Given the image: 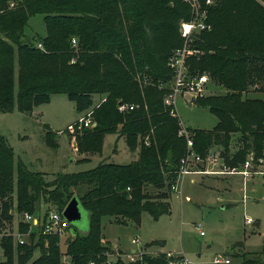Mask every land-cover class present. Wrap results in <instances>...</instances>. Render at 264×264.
<instances>
[{"label":"trees","instance_id":"16d2710c","mask_svg":"<svg viewBox=\"0 0 264 264\" xmlns=\"http://www.w3.org/2000/svg\"><path fill=\"white\" fill-rule=\"evenodd\" d=\"M202 7L206 27L191 37L196 54L185 66L191 75L209 76L211 93L195 103L217 122L211 129L187 126L193 150L202 158L218 151L228 167L239 166L248 154L264 159V100L249 95L264 92V0L210 5L202 0ZM190 12L183 0H0V112H31L52 95L65 94L78 114L90 111L96 122L76 131L79 153H100L110 133L124 136L130 151L139 148L138 158L127 164L102 160L47 180L22 160L14 163L12 147L0 134V220H11L12 211L34 214L40 201L62 212L76 196L89 221L87 232L76 231L63 250L57 235L30 232L17 246L11 235H2L0 264H62L63 255L68 264H103L109 247L101 242L102 217L125 223L138 221L142 212L154 219L169 213L170 188L187 147L163 96L173 76L169 58L184 45L180 23ZM36 14L43 15L46 33L31 41L24 28ZM119 102L134 108L120 111ZM80 185L87 186L83 195L74 193ZM25 227L19 223V233L27 232ZM170 260L159 252L129 262L117 258L114 264ZM242 264H264V259Z\"/></svg>","mask_w":264,"mask_h":264},{"label":"rangeland","instance_id":"374dc122","mask_svg":"<svg viewBox=\"0 0 264 264\" xmlns=\"http://www.w3.org/2000/svg\"><path fill=\"white\" fill-rule=\"evenodd\" d=\"M45 33L43 15L30 16L24 28V38L34 41L37 36H44ZM16 76L17 66L15 78ZM216 92L220 91L214 90V93ZM249 95L264 100V92L250 91ZM177 98L176 109L183 125L211 129L216 124V117L207 108L196 103L188 107L185 103L187 98L179 95ZM94 100L96 103L98 98ZM81 114L83 112L78 114L75 103L65 94H54L47 103L35 107L32 114H24L17 109L0 112V134L12 147L14 163L22 160L29 170L44 173L47 180H52L61 172H78L93 168L102 160L127 164L137 159L139 148L130 151L125 137H118L115 133L105 136L101 153H85L89 158L79 153L76 147L77 134L68 131L67 127ZM79 133H82V130ZM233 147L232 152L236 145ZM193 168L200 169L197 166ZM237 168L243 169L241 164ZM201 169H208L210 172L185 175L179 186L180 192L171 190L168 198L169 214L154 219L149 213L142 212L138 221L127 219L125 224L112 222L113 218L110 216L102 217L103 238H108L112 243L107 244L109 242L105 241L110 252L107 258L113 262L117 258L129 262L130 249L140 246L132 253L134 260L142 254L156 255L163 248L170 250L166 253L173 255L181 252L190 264H214V256H225L230 259V264H238V259L240 264L249 258L263 261L264 175L254 174L252 178L243 181L241 175L220 172L232 169H224L220 159L214 164L206 163ZM148 189L154 190L152 187ZM74 190V193L83 195L87 186L80 185ZM242 190H245L246 198L243 197ZM186 195L190 199H185ZM50 204L47 201L37 203L34 215L43 218ZM80 209L81 219L70 223V236L62 238L59 242L62 250L65 249V241L73 235V228L80 233L87 232L89 228L88 213L83 207ZM24 213L15 212L11 220H0V237L11 235L13 246H17L18 223H25L27 232L35 230L29 222L24 221ZM245 217L253 219L251 226L244 224ZM200 231H203V234H200ZM27 232L22 236L25 241L28 240ZM135 236L139 237V243H130ZM152 240H162L163 247L145 244ZM117 252L120 253L119 256ZM121 253L126 256L122 258ZM36 255L38 251H35ZM3 259L0 248V260ZM65 259L69 262V257Z\"/></svg>","mask_w":264,"mask_h":264},{"label":"built area","instance_id":"2783aa9c","mask_svg":"<svg viewBox=\"0 0 264 264\" xmlns=\"http://www.w3.org/2000/svg\"><path fill=\"white\" fill-rule=\"evenodd\" d=\"M190 7V17L187 20H183L180 23L179 33L180 36L184 39V45L180 48H177L173 54L169 58V66L173 70V76L169 82L168 90L163 96V105L168 108L169 113L173 117H177L179 120V134L186 137V147L187 152L185 156L180 160V166L178 170L177 177L171 185V190L179 191V186L183 181L185 175L188 174H197V173H208L210 172L208 169H195L193 167H198L199 164L202 166L207 164H214L219 159H222L219 156V152L215 150H211L208 152L205 158H202L200 155L196 154L193 150V139L187 129L186 125L180 121V118L177 113L176 104H177V96L187 98L185 100L186 105H194L196 100L200 97H204L211 93L209 88V76L207 74H195L191 75L188 73V70L185 66V60L188 56L196 54V48H192V44L189 43L191 37L200 33L205 27V17L206 10L202 7V0H183ZM205 5H210L213 3V0H203ZM72 44L75 45V39H72ZM134 108L133 104L126 103H118V109L120 111L132 110ZM96 125L91 112H86L78 116V118L71 124L68 125L67 130L75 133L76 131H80L84 128H92ZM147 143V140L145 141ZM224 169L228 166L223 163ZM243 169L237 170V167H229L232 168L231 171H220L226 172L229 174H237L241 175L243 181L252 178L254 174L264 175V159L258 158L255 160L252 154L249 155V158L241 164ZM203 168V167H202ZM184 175V176H183ZM183 176V177H182ZM243 191V197L245 196V190ZM180 192V191H179ZM264 200V196L262 197ZM24 221L29 222L35 230L28 231L36 232L38 235H57L60 238L66 239L70 236V222L62 215V212L58 211L54 206L49 205V209L47 210L44 217L35 216L34 214L24 213ZM253 223V219L250 217L244 218V224L247 226H251ZM38 227V228H36ZM17 242L19 244H23L25 242L24 236L25 234L17 233ZM200 234H203V231H200ZM59 241V242H60ZM139 237L135 236L130 240V243L137 244L139 243ZM140 246L135 248L134 252L139 249ZM133 252V253H134ZM110 252H106V256L108 257ZM118 256L120 253H116ZM130 260L134 261L132 257V253H130ZM66 255H63L62 264H68L66 261ZM167 257H170V264H190V262L186 259V257L180 253L178 255H173L172 253H167ZM214 263L220 262H229V259H222L218 257H214ZM112 260L106 258L103 264H114ZM90 264H94L91 262Z\"/></svg>","mask_w":264,"mask_h":264},{"label":"water","instance_id":"95a60500","mask_svg":"<svg viewBox=\"0 0 264 264\" xmlns=\"http://www.w3.org/2000/svg\"><path fill=\"white\" fill-rule=\"evenodd\" d=\"M189 106V105H188ZM81 204L79 203V200L77 199L76 196H73L69 202L66 204L64 209L62 210V215L70 222H76L79 221L82 217L81 214V209H80ZM77 231L76 228L72 229V234L74 235L75 232ZM85 233V232H84Z\"/></svg>","mask_w":264,"mask_h":264},{"label":"crops","instance_id":"0c3cea01","mask_svg":"<svg viewBox=\"0 0 264 264\" xmlns=\"http://www.w3.org/2000/svg\"><path fill=\"white\" fill-rule=\"evenodd\" d=\"M188 106V105H187ZM192 106V105H191ZM190 105L188 106V107H191ZM33 111H34V109L31 111V112H22V113H24V114H27V113H30V114H32L33 113ZM60 131V130H59ZM119 139V138H118ZM118 139H116V142H117V140ZM104 144V143H103ZM136 152H137V150H136ZM101 153V152H100ZM84 154V156H86L85 155V153H83ZM137 154H138V152H137ZM87 158H89L88 156H86ZM138 158V157H137ZM74 160V158L72 159V161ZM136 160V159H135ZM134 161V160H133ZM121 164V163H120ZM188 175H191V174H188ZM194 175H197V174H194ZM194 181V180H193ZM185 199H190V197L188 196V195H186V197H185ZM169 213H170V211H169ZM169 213H167V214H169ZM12 214L14 215L15 214V212L14 211H12ZM110 217H112L113 219H112V222H115V223H119V224H125V223H121V221L119 220V218H116V217H114V216H110ZM102 220V219H101ZM18 225H19V223H18ZM17 225V226H18ZM19 233V232H18ZM108 241L109 243H107V244H110L111 243V240H109L108 238H103V235H102V232H101V242L103 243V242H105V241ZM152 241H162V240H152ZM151 241V242H152ZM149 243V242H148ZM148 243H145V244H148ZM104 244H106V242L104 243ZM112 244V243H111ZM164 245V244H163ZM163 245H160V246H162L163 247ZM134 250H135V248H131L130 249V253H133L134 252ZM161 250L162 251H160V252H166V251H170V250H168V249H163V248H161ZM256 252H261V251H256ZM178 253V252H177ZM179 253H181V252H179ZM264 253V252H263ZM122 255V258L123 257H125L126 255L124 254V253H121ZM214 257H218V258H222V259H229V258H227V257H225V256H214ZM238 264H240V261H239V259H238ZM214 263V262H213ZM221 263H224V264H230L231 263V261H230V259H229V262H227V263H225V262H220V263H214V264H221Z\"/></svg>","mask_w":264,"mask_h":264}]
</instances>
